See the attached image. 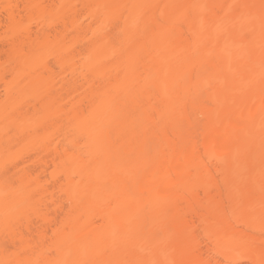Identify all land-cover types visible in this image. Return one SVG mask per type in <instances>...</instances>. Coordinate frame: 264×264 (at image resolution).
<instances>
[{"label": "bare ground", "instance_id": "1", "mask_svg": "<svg viewBox=\"0 0 264 264\" xmlns=\"http://www.w3.org/2000/svg\"><path fill=\"white\" fill-rule=\"evenodd\" d=\"M44 1L0 0L6 264H264V0Z\"/></svg>", "mask_w": 264, "mask_h": 264}, {"label": "rangeland", "instance_id": "2", "mask_svg": "<svg viewBox=\"0 0 264 264\" xmlns=\"http://www.w3.org/2000/svg\"><path fill=\"white\" fill-rule=\"evenodd\" d=\"M46 1V0H45ZM44 1V2H45ZM48 1V0H47ZM45 2L44 4H43V6L44 5H46V6H49V4L50 3H52V2ZM54 1V3L56 4L57 3V1L58 0H53ZM69 1H72V4H74V6H75V9L76 10H81L82 8H83V6H82V1H85V0H69ZM48 3V4H47ZM89 3H91L92 4V6H95V5H97V1L96 0H89ZM54 5V4H53ZM52 5V6H53ZM51 6V4H50V7H52ZM83 11V10H82ZM55 21H57L56 19L53 21V22H55ZM85 21H87V20H85ZM32 26H33V28H34V30L33 31H35L37 28H35V23L33 22L32 23ZM38 31H39V29H38ZM35 33V32H34ZM0 34L2 35V31H0ZM79 49L81 50V51H83L84 50V48L83 47H79ZM81 55V54H80ZM77 58V57H76ZM75 58V59H76ZM51 59V58H50ZM79 59V58H78ZM78 59H76V60H78ZM50 62L52 63V59L50 60ZM55 68V67H54ZM55 69H57V68H55ZM9 76V75H8ZM66 77H67V81H70V74H67L66 75ZM60 77L59 76H56V79H55V82H56V86H59V84H60ZM79 79V78H78ZM77 81H79V80H77ZM77 84H79V83H77ZM1 85V84H0ZM2 86H0V91L2 92H4V89H2L1 88ZM1 92H0V96H3L2 94H1ZM203 96H204V93H203ZM4 97V96H3ZM3 97H1V98H3ZM5 98V97H4ZM6 99V98H5ZM3 100V99H2ZM1 100V101H2ZM1 105V104H0ZM1 107V106H0ZM201 116H199V115H197V117L195 118V120H191V121H193L192 122V124L193 125H199V124H197L200 120H201ZM74 121V120H73ZM75 122V121H74ZM66 125V123H65V121H61L60 119H58L57 121H56V124H54V126H52V127H50L48 130H44L43 132H42V136H43V134L45 133V132H49L50 133V135L49 136H47V137H44L43 139H42V141H46V140H48V141H50L51 143L52 142H56V144L58 143L57 141H59V140H61L62 138H63V131H65L66 130V128H63V126H65ZM195 125V126H196ZM194 126V127H195ZM196 126V127H197ZM71 127V126H70ZM194 127H190V125L189 126H185L184 127V130L186 131V132H191V131H193L194 130ZM38 130H40L39 128H38ZM26 134V131H24L23 133H22V135L21 136H24ZM66 135L68 136V137H70V138H72L74 141H75V143L77 144V145H79V147H82L83 148V145H84V142L86 141V133H85V131L84 132H79L78 130H77V127L73 130H71V128L66 132ZM26 136V135H25ZM39 142H41V140L39 141ZM38 142V143H39ZM37 143V144H38ZM37 144H35V145H33V143H31L28 139L27 140H25V141H20V142H17V143H13V144H11V149L9 150V153L7 154V155H13V154H22V158H24V159H27V158H29V156H32V154H33V151L36 149V147H37ZM36 151V150H35ZM36 153V152H35ZM5 154V155H6ZM6 155V156H7ZM5 157L4 156H0V161H3V159H4ZM34 158V157H33ZM22 160V159H21ZM29 160V159H28ZM31 160V159H30ZM7 161H5V163H4V168H3V170L1 169V167H0V264H6V260L7 259H9L8 257L10 256V254H11V252L13 251V247L11 246V244H10V241H9V238H8V235H7V227L4 225V218L2 217V216H7V215H9L10 214V212H11V207H10V205L4 200V199H2L1 197H3L2 195L4 194V193H6L9 189H10V185H9V181H7L6 180V170L5 169H7V171H8V173H11V171H12V167H10L11 165H9L8 166V164L6 163ZM20 162V161H19ZM24 162V161H23ZM27 162L28 161H26V166H27ZM21 164H23V163H21ZM24 164V165H25ZM32 166L31 164H30V162L28 163V166ZM6 166V167H5ZM21 166V165H20ZM23 166V165H22ZM27 166V167H28ZM51 166V165H50ZM52 167V166H51ZM51 167H48L49 169L51 168ZM48 169V170H49ZM37 170H38V168H37ZM8 175V174H7ZM221 189V191L219 192V190H216V189H212V191H211V193H210V195H211V197L212 198H224V201H225V203L226 202H228L227 201V196H228V194H227V191H225L224 189H222V187L220 188ZM2 193V194H1ZM222 195L224 196V197H222ZM254 195V193L253 192H250V193H248L247 195H245L244 196V199H246L247 201L248 200H250L251 198H252V196ZM202 196H203V194L200 192L199 193V196H198V198H197V200H200L201 198H202ZM4 198V197H3ZM183 203V202H182ZM195 203H193V206H196V205H194ZM181 205V207H182V209H188L190 206H187V204H180ZM215 205L212 203L211 204V207L213 208ZM66 207V206H65ZM63 212V211H62ZM1 218H3V219H1ZM198 231V230H197ZM196 231V233H197V239L199 238V240L200 241H202L203 239V237H201V236H203L202 234H201V231H199L200 232V234H201V236H200V234H199V232H197ZM201 237V238H200ZM202 239V240H201ZM202 248L204 247V244L201 246ZM204 249V248H203ZM6 259V260H5ZM243 260V259H242ZM241 260V261H242ZM240 261V262H241ZM3 262V263H2ZM243 262V263H242ZM241 263L242 264H250L249 262L247 263L246 262V260L245 261H242ZM240 264V263H239Z\"/></svg>", "mask_w": 264, "mask_h": 264}]
</instances>
